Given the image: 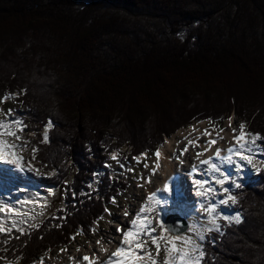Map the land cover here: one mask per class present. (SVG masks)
Returning a JSON list of instances; mask_svg holds the SVG:
<instances>
[{"label": "trees", "instance_id": "1", "mask_svg": "<svg viewBox=\"0 0 264 264\" xmlns=\"http://www.w3.org/2000/svg\"><path fill=\"white\" fill-rule=\"evenodd\" d=\"M0 92L26 108L48 182L66 183L56 214L1 238L0 260L32 264L88 235L125 192L105 169L112 152H154L232 114L264 137V0H0ZM255 177L237 198L242 222L205 244L204 264H264V163Z\"/></svg>", "mask_w": 264, "mask_h": 264}, {"label": "snow or ice", "instance_id": "2", "mask_svg": "<svg viewBox=\"0 0 264 264\" xmlns=\"http://www.w3.org/2000/svg\"><path fill=\"white\" fill-rule=\"evenodd\" d=\"M177 35L180 39H183L182 34L178 33ZM13 112L14 110L9 109L8 115H11V113ZM229 120L231 122V118H229ZM11 122L18 126H21L20 131H23L24 127H26L23 125V121L20 119H15ZM51 123L52 122L49 121V123L44 127L41 143L49 142L48 133L51 127ZM8 128L9 125H7L3 120H0V136L7 134L9 136H14L17 140L21 139V137L17 135L16 132L8 130ZM239 130V135L236 136L234 134L233 139L237 143H240L241 150L247 147L246 136L251 137V141L253 144H255L261 139H264V137H261V135L258 133H246L245 123L243 122L239 124ZM205 132L207 134V130H205ZM233 133H235V129H233ZM215 143V140L208 141V145H214ZM17 147L18 145L16 144L5 145V142L3 140H0V161H4V163L9 165H14L18 171L23 172L25 171V168L21 165V158L17 156L14 152L10 151V149H15ZM228 151L231 152L232 149H229ZM32 152L33 159H35V154L38 152V148H33ZM236 154L242 161H246L248 164L252 163L251 155H243L240 150H237ZM141 155L146 156L147 154L142 153ZM215 155L217 158H220L221 149L217 148L215 150ZM155 156L159 157L160 152L156 151ZM112 159L117 160V155L115 153L112 154ZM133 159L138 160L139 158L133 157ZM210 160L211 158H209V160H202L201 163L208 165L209 169L215 171L217 169V166L215 164L210 163ZM144 167L148 168L149 165L144 164ZM27 170L38 172V170L33 169L31 166ZM129 171L133 170L129 169ZM192 171L196 172V168L193 167ZM54 174V172L48 173L49 176ZM227 179V177H224L223 179L216 180L215 183L223 186ZM195 184L200 186V189L196 191V195L198 197L205 198L206 196L211 195L215 191V189L207 186V180L198 179L195 181ZM235 187L239 189L241 185L239 183H235ZM164 188L165 190H167L168 185L165 184ZM228 191L229 190L227 188L223 189V192L225 194H227ZM49 194H53L51 190H49ZM154 198L155 192H152L147 196L146 201L141 204L138 211L129 209L124 210L125 218H128L130 216L132 217L130 220V226L127 219L125 221H110V223L116 225L112 239L109 240L107 237H102L101 239L96 241V244H116V247L115 250L111 252L110 256L106 260L101 261L100 264H158L157 258L160 256L161 251H163L164 255L163 264H204L206 257L204 244L208 240L212 239L208 234L216 232L221 236L223 235L222 228L225 225H222L221 223H219V221H224L227 225H230L232 223L238 224L242 222V218L239 212H236L233 216H229L220 212L217 208L216 203H207L201 204V209L203 213L206 214L205 223L201 224L199 228L191 226L188 229L189 233L194 234V236L180 235L178 233L173 232L172 230H166L162 223L160 224V234L156 235L155 228L152 227L151 223L142 216V214L152 211L149 202H151ZM111 199L113 203L116 202L115 198ZM133 199H135V195H133ZM229 202L231 205H235L237 203V197L235 195H226L225 199H221L218 201L219 205L222 206H230ZM157 203H159V201H157ZM38 206L40 208H46L47 203L45 202L43 204H39ZM19 211L20 210L15 209L9 204L0 203V213L7 212L9 214H12ZM105 211L107 212L108 209H105ZM24 215L28 216V220H12L10 222V226L7 227L3 223H0V234L10 235L13 231L18 232L19 236L10 237L14 239H20L21 236L27 235L28 233L26 232V229L20 225L28 223L29 220L35 221L36 215ZM39 215L43 216V212L39 213ZM52 219H56V217H52ZM61 219H63V217H61ZM30 226L33 229H37L40 227V224L33 222L30 224ZM57 227H60V225H57ZM166 232L170 234H166ZM116 234H119V236H117ZM72 239H74V237H72ZM149 241L151 242V245L155 248V254H153L151 249L147 246ZM0 243L7 245L10 243V239H3L2 241H0ZM4 250L7 251V249ZM61 251H65V249H61ZM100 251L107 252L108 248L102 246L100 248ZM93 255H95V253ZM69 259L71 260L76 258L70 256ZM82 260L85 261L86 264H96V261L89 255H84L82 257ZM40 264H44V261L41 260Z\"/></svg>", "mask_w": 264, "mask_h": 264}, {"label": "bare ground", "instance_id": "3", "mask_svg": "<svg viewBox=\"0 0 264 264\" xmlns=\"http://www.w3.org/2000/svg\"><path fill=\"white\" fill-rule=\"evenodd\" d=\"M205 125L202 123L201 125L194 128V132L187 131L186 134H189V132H193L192 137L199 136V134L202 133V130L206 128ZM225 128L226 130L222 133V135L218 140L212 138L208 139V141L210 140L216 141L218 145L216 148L221 149L220 158L216 157L215 150L213 148L209 149V147L214 146L216 143L214 145H206L205 139L202 138L204 136H201L200 140L198 141L194 138L193 148L184 154L182 153L184 147H180L177 150L178 153L177 155L175 154V149H174V144L176 143L175 139L173 140L167 139L168 140V141L166 140L167 143H164L163 147L161 145L162 148L158 150L160 152V156L157 157L158 159L156 165L153 164V167L156 166L155 167L156 168L155 175L157 174L156 177L152 179V183H145V186H143L142 190L135 188L133 192V195H135V199L132 198V200L129 202L128 205L129 207L125 205L121 207L120 212H122V210L124 211L125 209L138 211L141 204L146 201L147 196L150 193L155 192V198L149 203L150 204L156 203V206L151 207L152 211L142 214V216L145 219L150 220L152 218V217L150 218L149 215L153 214L152 212L154 209H157V211L159 212L158 216L160 218V222L163 225H164V220L168 215H178L182 218L191 217V215L193 214L194 206L197 205L201 200L196 195V191L200 189V186L196 185L195 181L198 179L209 181V179H211L212 177L211 176L212 174L210 175L211 177L205 175L207 174L206 168L208 169L209 172L211 171V169L208 168V165L202 164L201 161L209 160V158H211L210 163L215 164L217 168H219L220 164L226 163L228 161L233 160L236 157H239L236 154L237 150H240L243 155H248L245 152L247 151V148H249L253 144L252 141L246 140L247 147L241 150L240 143H237L233 139V135H234L233 129L237 130V126L232 118H231V122L230 120L226 121ZM182 134H184V132ZM182 134L181 137H183ZM235 135L238 136L239 134L235 133ZM229 149H232V151L229 152L228 151ZM180 158H182L181 161ZM193 167H195L197 171L195 172V175L190 176L192 175ZM222 173L227 174L228 170L226 168H223ZM177 175L180 176L179 180ZM174 176H176V179L171 180ZM185 176H189V178L186 179L190 181V184H192V187H190L191 188L190 191L187 190L189 184H187L185 181H184V186L186 188L185 190L183 188V179ZM213 176L215 177V175ZM165 184L168 185L167 190H165L164 188ZM207 186L213 188V186L209 182ZM157 201H159V203H157ZM172 204L176 206H173ZM188 204H191V207H189ZM113 218H115L116 221H125L127 219L130 226V220L132 217L130 216L128 218H125L124 214L122 215L115 214ZM111 229L112 228L110 227L108 231L104 230V232H101V234L98 235V237H100V239L102 237H107L109 240L112 239L114 231H111ZM116 235L119 236V234ZM102 246L107 247L108 251L101 252L100 248ZM96 247H97L96 249H92L91 247L88 246L86 248V254H82L81 257H83L84 255H89L96 261V264H100L101 261L106 260L110 256L111 252L115 250L116 244L96 245ZM94 253L95 255H93ZM78 264H86V262L83 261L81 258V261Z\"/></svg>", "mask_w": 264, "mask_h": 264}, {"label": "rangeland", "instance_id": "4", "mask_svg": "<svg viewBox=\"0 0 264 264\" xmlns=\"http://www.w3.org/2000/svg\"><path fill=\"white\" fill-rule=\"evenodd\" d=\"M9 100V98L3 94L2 92H0V115H3L5 118L10 117V115H8V110L12 108L11 105V101L8 103H4L5 101ZM14 108H18L19 109V115H21L20 113V108L17 106H14ZM236 118V117H235ZM233 121L236 123L237 126V130H235V133L239 134V124L242 123L240 122L239 118L236 120L234 118H232ZM206 124V128L204 130H202V133L199 134V136H204L202 138L205 139L206 141V145H208V139L212 138V139H219L220 136L222 135V133L226 130L225 126H226V122H224V124H220L218 122L216 123H212V122H200L197 124H194L193 126L186 128V129H182L181 131H178L176 133L173 134V136L170 138V140L175 139V142H178L180 140L181 134L184 132L183 137L186 135L187 131H193L194 132V128L201 125V124ZM219 132V130H223L220 131L219 133H215V131ZM205 130H207V134L205 132ZM193 132H189V134H191L193 136ZM233 133V134H235ZM3 137V136H1ZM0 137V138H1ZM6 137V136H4ZM182 139V137H181ZM169 140V139H168ZM167 140V141H168ZM167 141H165V143H167ZM24 146H25V151L27 155H31V151H32V146L29 145L27 142H24ZM163 147V145H162ZM161 147V148H162ZM183 147V146H180ZM254 148H256L257 151H260L261 155L257 156L258 160H257V164L255 163V167L258 168L261 166V164L263 163V155H264V146L263 144H261L259 141H257L254 145ZM117 155V154H116ZM155 155H149L144 162H141L138 159V161L134 160V159H129V160H122V159H118V155H117V160H113L110 159L108 160V168L111 170L112 175L114 177H118L120 179L123 180H127L130 182V187L123 193L121 198H116L115 199V203H112V211L114 212L112 219H114L113 221H116L114 217L115 214L118 215H122L124 214V211H121V207L128 206L129 202L132 200L133 198V192L135 188H138L139 190L143 189V186H145V183H152V179L156 177L155 175V167H153V164L156 165L157 162V157H154ZM149 160H151L149 162ZM149 162V163H148ZM149 165V168L151 169V171L148 170V168L144 167V164ZM129 169H132L133 171H129ZM149 176V180H147ZM34 179H36V177H34ZM64 194H65V186L61 187V189L56 190L55 195L49 198L46 197V201L41 200L40 204L43 203H47V207L46 208H40L38 205H32V206H17V209L20 210L19 212H17V215L8 217L7 219V225L5 224V226H10V222L12 220H16V221H20L21 219L24 220H28V216L24 215V214H32V215H36V220L35 221H30L26 224H22L20 226L24 227L26 229V231L31 227L30 224L33 222L39 223L41 224L43 221H45L49 216H52L54 214L57 213L58 208L62 207L63 204V199H64ZM230 204V202H229ZM189 207H191V204H188ZM176 206V205H174ZM129 207V206H128ZM43 212V216H40L39 213ZM225 212L226 215L229 216H233L235 214V212L232 211L231 209V204L230 206H226L225 208ZM153 214L149 215V217L151 218L150 220L152 221V225L155 228V224H156V230L157 234H160V218L158 216V211L157 209H154ZM201 214L204 215L203 211L199 212V213H193L191 215V217L185 219L186 222L188 223V229L191 226H195L194 225V220L197 221V223L199 224L198 228L200 227L201 223L199 220L201 218ZM2 214L0 213V223H2ZM158 219V221L160 222V224L155 221V219ZM224 222V221H219V223ZM110 225V219H109V214H105V216L103 217V219L95 226V228L92 230V232L89 235H79L78 237L74 238L72 240V243L70 246H68L67 248H63L65 249V251H61V249H56L54 250V252H49V253H45V255L40 256V258H38L37 260L34 261L33 264H40V261L43 260L44 264H78L81 261V256L82 254H86V248L89 246L92 249H96V241L98 239H100V237H98V235L101 234V232H104V230H109V228L111 227V231H114L115 226L116 225ZM106 234V233H104ZM183 235H193L194 234H190L189 231L187 230ZM209 235V234H208ZM94 246V247H93ZM149 247V245H147ZM79 249V250H78ZM155 253V251L153 252ZM72 254V255H71ZM73 257L76 259H69V257ZM81 257V258H80ZM164 258H160V261H158V264H163ZM0 264H7L4 262H0ZM14 264H19V262H14Z\"/></svg>", "mask_w": 264, "mask_h": 264}, {"label": "water", "instance_id": "5", "mask_svg": "<svg viewBox=\"0 0 264 264\" xmlns=\"http://www.w3.org/2000/svg\"><path fill=\"white\" fill-rule=\"evenodd\" d=\"M166 229L182 234L188 229V225L185 220L181 219L177 215H170L166 222Z\"/></svg>", "mask_w": 264, "mask_h": 264}]
</instances>
